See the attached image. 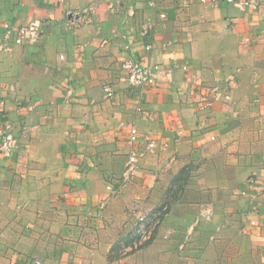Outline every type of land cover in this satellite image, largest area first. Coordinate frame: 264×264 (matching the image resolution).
Instances as JSON below:
<instances>
[{
	"label": "crops",
	"instance_id": "0c3cea01",
	"mask_svg": "<svg viewBox=\"0 0 264 264\" xmlns=\"http://www.w3.org/2000/svg\"><path fill=\"white\" fill-rule=\"evenodd\" d=\"M238 1L0 0V21L37 27L0 50L18 141L0 264H264V0ZM126 59L156 67L153 87L129 86ZM182 172L183 212L132 247Z\"/></svg>",
	"mask_w": 264,
	"mask_h": 264
},
{
	"label": "built area",
	"instance_id": "2783aa9c",
	"mask_svg": "<svg viewBox=\"0 0 264 264\" xmlns=\"http://www.w3.org/2000/svg\"><path fill=\"white\" fill-rule=\"evenodd\" d=\"M214 1V0H212ZM227 2H233V0H226ZM236 5L243 8H251L254 10H259L262 6V2L260 0H243L236 2ZM37 27L34 23H29L26 25H15L9 21H0V33L4 40L3 43L0 44L1 51H8L9 46L7 45L9 41H11L14 45H23L33 44V35L36 32ZM149 49V46L146 47V50ZM156 67H151L149 65H145L141 62H138L133 59H126L121 63V70L125 75L126 81L129 86L133 88H145L149 89L153 87L155 83L154 70ZM214 89L213 91H215ZM216 94V91H215ZM113 93L108 91L105 97L111 98ZM138 132L134 127H130L128 133V143L133 145L137 142ZM152 145V144H150ZM18 148V141L14 134L12 125L10 123H5L0 128V158H11L15 151ZM138 156L131 152L128 157V165H127V173L128 175L133 174L134 165L137 162ZM152 215V214H151ZM149 218L139 217L138 223L136 226V242H133V246L137 248L144 241H147L157 226V219L159 218L156 215L151 216ZM251 225H255L254 222H251Z\"/></svg>",
	"mask_w": 264,
	"mask_h": 264
},
{
	"label": "rangeland",
	"instance_id": "374dc122",
	"mask_svg": "<svg viewBox=\"0 0 264 264\" xmlns=\"http://www.w3.org/2000/svg\"><path fill=\"white\" fill-rule=\"evenodd\" d=\"M1 93L3 94V96L6 95V93H10L8 91H1ZM18 94H25L27 92L25 91H18L15 92ZM185 178H186V173L182 172L180 174V176L178 177V179L172 184V186H170L166 192H164L163 199L162 202H160L159 204H157L156 206L153 207V209L150 211L151 216L156 215V217L158 216L159 218H161L165 213L170 212V210H175L178 212H183L181 209V207L178 204V200L181 198L182 193L184 191V185H185ZM200 209V208H199ZM177 212V213H178ZM121 252V248L118 247V249ZM119 253V254H120ZM118 254V255H119Z\"/></svg>",
	"mask_w": 264,
	"mask_h": 264
},
{
	"label": "trees",
	"instance_id": "16d2710c",
	"mask_svg": "<svg viewBox=\"0 0 264 264\" xmlns=\"http://www.w3.org/2000/svg\"><path fill=\"white\" fill-rule=\"evenodd\" d=\"M153 234H154V233H153ZM153 234H152V235H153Z\"/></svg>",
	"mask_w": 264,
	"mask_h": 264
}]
</instances>
